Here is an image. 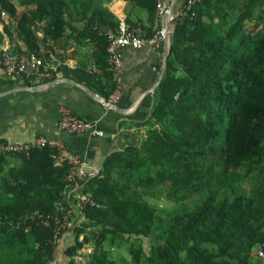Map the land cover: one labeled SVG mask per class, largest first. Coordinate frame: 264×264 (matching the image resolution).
I'll return each instance as SVG.
<instances>
[{
  "label": "trees",
  "instance_id": "16d2710c",
  "mask_svg": "<svg viewBox=\"0 0 264 264\" xmlns=\"http://www.w3.org/2000/svg\"><path fill=\"white\" fill-rule=\"evenodd\" d=\"M103 2L0 0V23L17 52L51 62L52 40L86 20L82 35L101 40L95 55L107 77L91 71L86 83L109 98L116 82L104 30L116 32L120 21ZM133 2L157 10V0ZM193 11L171 22L149 120L82 191L68 196L63 149L0 154V264H53L60 246L69 264L88 247L83 264H252L264 243V0H200ZM80 196L94 203L80 205ZM64 207L75 227L55 240L51 219Z\"/></svg>",
  "mask_w": 264,
  "mask_h": 264
},
{
  "label": "crops",
  "instance_id": "0c3cea01",
  "mask_svg": "<svg viewBox=\"0 0 264 264\" xmlns=\"http://www.w3.org/2000/svg\"><path fill=\"white\" fill-rule=\"evenodd\" d=\"M158 1L170 6L175 4L176 8L186 2ZM103 3L120 23L139 26L146 32L164 27L166 23V17L161 16L158 9L150 15L133 0H104ZM4 19L17 42L23 44L17 36L15 17L6 13ZM71 24L66 31L67 38L52 40L48 49L51 62L61 63L56 78L61 80L56 83L49 82L40 89L17 85L6 78L0 61V140L21 143L33 141L41 135L59 138L66 146L67 155L78 154L100 168L109 154L128 142L135 141L134 134L140 128L138 124L149 120L155 97L153 89L161 77L164 65V42L159 50L149 44L141 48L122 49L123 70L117 84L122 98L117 103L119 108L116 110L108 108L83 87L67 80H75L101 95L86 83L90 80L87 73L97 71L101 74L102 81L107 79L99 66L100 63L103 64L102 58H99L98 63L95 55L101 52V40L93 33L88 37L82 35L86 32V20L73 19ZM38 25V35L42 37L43 24ZM167 25L171 31V22ZM10 40L14 45L15 41L11 37ZM23 49H26L24 44ZM63 106L70 108L77 116L94 122L97 129L104 131V135L59 132L57 122ZM65 260L66 257L60 252L55 255L53 264H67ZM251 263L264 264V257H259L255 252Z\"/></svg>",
  "mask_w": 264,
  "mask_h": 264
},
{
  "label": "built area",
  "instance_id": "2783aa9c",
  "mask_svg": "<svg viewBox=\"0 0 264 264\" xmlns=\"http://www.w3.org/2000/svg\"><path fill=\"white\" fill-rule=\"evenodd\" d=\"M199 1L186 0L182 6L174 10H172L170 5L158 1L157 9L161 16L167 17V23L182 22L186 18H193L196 15L193 7ZM0 31L3 33V39L0 40V61L3 65L4 74L10 82L31 88L44 86L57 78L59 69L61 68L60 62H46L44 58L35 53L21 54L17 52L15 46L11 43L9 35L4 31L2 23H0ZM104 33L109 38L106 50L110 70L116 82V88L110 97L107 98L106 102L103 99L101 101L108 108H111L113 103H118L122 98V94L117 89L118 80L123 70L122 49L125 47L141 48L145 44H149L155 50H159L165 39L166 27H159L152 35H148L141 27L131 26L122 22L116 32L111 28H107ZM57 129L59 132L68 134L91 133L99 136L104 135V131L97 129L94 122L77 116L66 106L61 108ZM46 146L66 150V146L61 139L41 135L33 141L21 143L0 140V154L21 153L32 148H43ZM67 157L69 169L66 180L71 187L68 191V196H70L71 193L82 191L84 185L99 174L101 167L94 166L90 160L78 154L68 155ZM79 198L80 205H86L88 202L94 203L88 196H80ZM62 210L65 211L62 217H53L51 219L55 222V240L59 238L64 240L69 236L76 223L75 217L72 216V211L69 207H64ZM45 223L49 225L50 221L47 219ZM90 252L91 248H84L80 251L81 255L77 257L82 259L84 257L83 254L85 255V253ZM257 254L259 257H264V243Z\"/></svg>",
  "mask_w": 264,
  "mask_h": 264
},
{
  "label": "water",
  "instance_id": "95a60500",
  "mask_svg": "<svg viewBox=\"0 0 264 264\" xmlns=\"http://www.w3.org/2000/svg\"><path fill=\"white\" fill-rule=\"evenodd\" d=\"M172 10H174L176 8L175 4H173L171 6ZM164 27H166V35H165V39H164V49H165V52H164V65H163V70H162V74H161V77L158 81V83L156 84V86L154 87L153 89V93L156 92L158 86L160 85V83L162 82L163 78H164V75L166 73V70H167V66H168V58H169V55H170V51H171V42H172V33L167 25V17H166V23L164 25ZM61 80V78H58V79H55L53 81L50 82L51 83H56L57 81ZM69 82H74L76 83L77 85L83 87L86 91H88L90 94H92L94 97H96L97 99L101 100L103 99L105 102L107 101V98L97 94L94 90L90 89L89 87L81 84V83H78L76 82L75 80H72V79H67ZM44 86H35V87H31L32 89H40ZM118 105L117 103H113L112 104V107L111 109H116L118 110Z\"/></svg>",
  "mask_w": 264,
  "mask_h": 264
},
{
  "label": "rangeland",
  "instance_id": "374dc122",
  "mask_svg": "<svg viewBox=\"0 0 264 264\" xmlns=\"http://www.w3.org/2000/svg\"><path fill=\"white\" fill-rule=\"evenodd\" d=\"M18 13H21V11H19ZM10 14V13H9ZM143 131H145V129H142ZM244 185L246 186V187H248V188H250V186H249V183H244ZM246 187H244V188H246ZM239 188L240 189H243V185H241V186H239ZM160 205V207L161 206H163V207H170V205L171 204H165V203H161V204H159ZM147 241V240H146ZM61 248V247H60ZM60 248L59 249H57L58 251H57V254H60V252L63 254V251L61 250L60 251ZM125 255V254H124ZM82 260H83V258L82 259H80V257H76V259H75V264H83V262H82ZM65 262L67 263V264H69V260H67V258H66V260H65Z\"/></svg>",
  "mask_w": 264,
  "mask_h": 264
}]
</instances>
